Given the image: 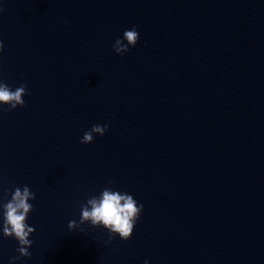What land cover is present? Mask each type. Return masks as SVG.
<instances>
[{
	"label": "water",
	"instance_id": "1",
	"mask_svg": "<svg viewBox=\"0 0 264 264\" xmlns=\"http://www.w3.org/2000/svg\"><path fill=\"white\" fill-rule=\"evenodd\" d=\"M2 7L0 78L30 93L0 113V189L36 193L20 264H264V0ZM109 185L144 205L131 238L69 231ZM17 247L0 238V264Z\"/></svg>",
	"mask_w": 264,
	"mask_h": 264
},
{
	"label": "clouds",
	"instance_id": "2",
	"mask_svg": "<svg viewBox=\"0 0 264 264\" xmlns=\"http://www.w3.org/2000/svg\"><path fill=\"white\" fill-rule=\"evenodd\" d=\"M0 0V14H3ZM140 39L137 26L126 29L121 37L115 39L112 50L118 56H123L134 48ZM5 49L0 40V55ZM27 86L20 83L18 87L9 85L0 78V113L11 112L18 107L25 106L24 97L29 95ZM109 129V124H95L84 130L80 138L81 144H90L96 136L103 137ZM36 199V193L28 185L16 186L13 189H0V238L15 240L18 244L16 252L18 255L9 259L8 264H20L22 258H30L29 249L33 240L30 237L36 229L28 223V217L34 210L30 201ZM144 210V205L138 202L132 194L121 191L109 185L104 187L98 195H93L80 206L79 221L70 220L67 224L69 231H75L82 225L88 224L94 228H103L107 231L109 242L119 237L122 241L131 238L134 227ZM144 264H149L146 259Z\"/></svg>",
	"mask_w": 264,
	"mask_h": 264
}]
</instances>
